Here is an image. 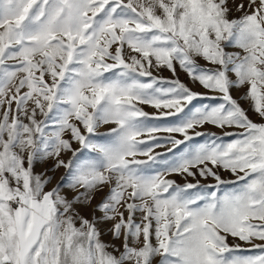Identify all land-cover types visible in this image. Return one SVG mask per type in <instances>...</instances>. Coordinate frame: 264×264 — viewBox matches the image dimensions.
Listing matches in <instances>:
<instances>
[{"label": "snow or ice", "instance_id": "6c2138e0", "mask_svg": "<svg viewBox=\"0 0 264 264\" xmlns=\"http://www.w3.org/2000/svg\"><path fill=\"white\" fill-rule=\"evenodd\" d=\"M0 264H264V0H0Z\"/></svg>", "mask_w": 264, "mask_h": 264}, {"label": "rangeland", "instance_id": "374dc122", "mask_svg": "<svg viewBox=\"0 0 264 264\" xmlns=\"http://www.w3.org/2000/svg\"><path fill=\"white\" fill-rule=\"evenodd\" d=\"M178 73H179L180 78H181L182 80H184V81H186V82H188V83H191V82L189 81V78L187 77V75H186L184 72H182L181 70L178 69ZM162 75H164V76H171L172 74H171L170 72H168V71H164V72L162 73ZM196 90H197V91H206V90H203V89H201V88H199V87H197ZM233 95H234L236 98L239 99V98H241V97L243 96V90H242V89H237V90L234 91ZM205 102H207V101H205ZM241 102H242L243 107H245V108H248V107H249V104H248L247 101L242 100ZM145 110H146V111H149L150 113H155V112H156L155 109H152V108H150V107H146ZM253 118H254V119H258V118L255 117V116H254ZM104 130H105V129H102V131H104ZM201 130H202V131H203V130L213 131V132H217V133H219V132L221 131L220 129H217V128L211 126V125H208V126H206L205 129H201ZM228 131H233V130L230 129V130H228ZM225 139H226V140H227V139H230V137H226ZM155 151H161V152H162V151H164V149H163V148H160V149H156ZM48 166H50V165H48ZM44 167H45V166L42 165L41 168H38L37 170H38V171L43 170ZM50 174H53V173H50ZM63 175H64V170H63V169L57 170V171L54 173L55 180L53 181V183H56L57 181H59L60 177L63 176ZM221 175H222V177H223L224 179H226V180H234V179H235V177L232 176L231 173L226 172V171H221ZM171 178L176 179V177H171ZM207 183H210V184H211V183H215V181L209 179V180L207 181ZM230 187H231V185H225V186H223L224 190H228ZM97 199H99V197H97ZM105 227H107V226H105ZM105 239H110V237H109V236H106ZM249 254H252V253H249Z\"/></svg>", "mask_w": 264, "mask_h": 264}]
</instances>
